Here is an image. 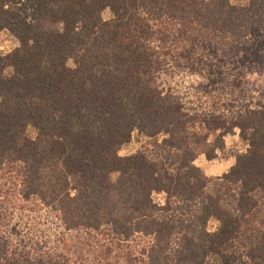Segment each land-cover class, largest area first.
I'll return each mask as SVG.
<instances>
[{"label": "trees", "instance_id": "1", "mask_svg": "<svg viewBox=\"0 0 264 264\" xmlns=\"http://www.w3.org/2000/svg\"><path fill=\"white\" fill-rule=\"evenodd\" d=\"M158 22L208 34L264 70V0H0V32L18 42L0 56V167L22 166L19 197L37 198L64 233L151 237L145 264H264V96L198 119L156 84L172 41ZM196 122L218 134L213 144L191 137ZM236 129L248 150L207 178L195 161L216 159ZM134 132L155 143L121 158ZM0 213V264H61L35 236L13 242Z\"/></svg>", "mask_w": 264, "mask_h": 264}, {"label": "rangeland", "instance_id": "2", "mask_svg": "<svg viewBox=\"0 0 264 264\" xmlns=\"http://www.w3.org/2000/svg\"><path fill=\"white\" fill-rule=\"evenodd\" d=\"M246 1L231 0L234 5H244ZM102 18L109 21L112 15L107 10ZM152 26L172 36L171 43L165 47L171 52L168 67H164L165 72L160 73L156 84L162 90H171L198 119L208 112L222 115H226L228 111L232 112L227 108L228 103L238 98V102L255 104L264 96V70L257 66V62L255 65L245 64L242 57L235 55L232 47L225 46L222 41H214L208 34L178 29L175 24L167 22L152 23ZM17 47L18 42L11 34L0 32L1 57L8 56ZM3 75H13L10 65H4ZM189 133L191 137L207 135L199 122L190 126ZM26 135L33 140L36 132L29 128ZM217 135L210 133L207 135V141L213 144ZM223 142L225 146L216 151V159L207 161L206 157L201 155L194 163L209 179L216 180L227 174L234 166L236 157L248 150V145L240 140L237 129L225 136ZM153 143L154 140L134 132L130 142L120 149L119 156L126 158L139 150L149 151ZM169 160V165L173 167L175 158ZM117 178L118 174H113L110 181L114 183ZM21 180V165L4 164L0 167V210L6 215L8 222L5 231L8 235L12 234L11 238L16 234L13 242L17 239H33L30 237L35 236L39 242L44 243L49 253L56 255L61 264H145L143 254L153 244L151 237L135 234L129 239L117 238L106 227L99 231L79 230L64 233L59 222L48 215L37 198H32L29 202L22 201L19 197L22 191ZM153 199L156 203L163 204L165 196L154 195ZM261 218L262 211L259 210L255 220ZM216 227L217 223L211 220L208 231L215 232ZM31 230L38 232L32 235ZM46 230L48 233L42 235V231ZM26 233L29 236H26ZM19 234L21 237H17Z\"/></svg>", "mask_w": 264, "mask_h": 264}]
</instances>
